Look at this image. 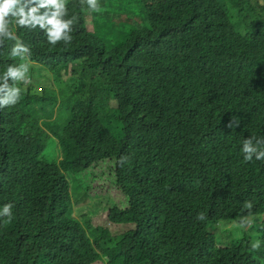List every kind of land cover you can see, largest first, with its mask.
Returning <instances> with one entry per match:
<instances>
[{
  "label": "trees",
  "instance_id": "trees-1",
  "mask_svg": "<svg viewBox=\"0 0 264 264\" xmlns=\"http://www.w3.org/2000/svg\"><path fill=\"white\" fill-rule=\"evenodd\" d=\"M66 3L78 17L69 46L17 32L34 63L20 102L0 110V209L13 205L0 264H264V160L241 152L264 137V1L140 0L136 28L135 12L92 10L110 43L86 4ZM10 49L0 74L20 62ZM104 189L123 194L105 218L70 211ZM231 205L250 217L239 236L218 228L236 218ZM110 221L133 227L113 236Z\"/></svg>",
  "mask_w": 264,
  "mask_h": 264
},
{
  "label": "clouds",
  "instance_id": "clouds-1",
  "mask_svg": "<svg viewBox=\"0 0 264 264\" xmlns=\"http://www.w3.org/2000/svg\"><path fill=\"white\" fill-rule=\"evenodd\" d=\"M80 5H87L89 10H99L98 0H79ZM78 23L76 15L69 16L66 0H0V48L6 42H11L9 57L19 60V63L9 64L6 70L0 74V110L14 107L20 102L26 86L31 83L30 69L34 63L32 60L31 47L24 43L17 34L20 29L28 32L39 30L43 33L47 43L55 47L63 43L65 47L73 41L72 33ZM15 29V30H14ZM24 86V87H22ZM239 121L231 119L226 125L228 128H236ZM241 152L244 162L264 160V137L250 136L242 140ZM125 158H121L123 164ZM244 209L251 210V201H245ZM12 204H5L0 209V219L7 218L6 222L12 220ZM205 213L196 215L197 221H203ZM234 227L241 231L251 227V221L242 216L239 221L234 222ZM261 241L251 242V250L257 251Z\"/></svg>",
  "mask_w": 264,
  "mask_h": 264
},
{
  "label": "rangeland",
  "instance_id": "rangeland-1",
  "mask_svg": "<svg viewBox=\"0 0 264 264\" xmlns=\"http://www.w3.org/2000/svg\"><path fill=\"white\" fill-rule=\"evenodd\" d=\"M105 4H106V6H104ZM85 10H87V14H88L87 15V24H88L89 29L91 31H93V30L99 31L101 33V35H103L105 40L108 41V43L112 42L113 39L107 33V27L108 26L104 23H97L91 17L92 10H89L87 8H85ZM124 12H131V13L135 12V20H133L132 23L135 25V28H136V26H138V27L142 26V23H143L142 20H144V15H143V11H142L141 6H140V0H119L114 5L111 4L109 0H106L102 5H100V8L96 13H97V17H98L97 19L100 20V18L102 16H105V15H111L113 18L117 19V17L119 15H122ZM136 14L140 19L139 18L136 19ZM129 17H130V15H129ZM134 25H133L132 29H134ZM128 28H129V26L126 27V25H123L122 32L120 33L121 37L118 40L119 44L126 41L125 35H122V34L128 33ZM114 44H115V42H114ZM37 76H38V73L35 74V77H37ZM30 80H31V78H30ZM71 183H73V182L71 181ZM83 186H84V183H83ZM74 192L77 194L75 199L76 200L80 199V194L82 192L81 188L76 186ZM101 193H102V195H98L96 198L87 201L84 205H82L81 202L72 201L71 202L72 208L70 211L72 212L73 209H75V213L77 215H81L80 213H82L84 210H86L85 207L87 205H89L94 210V213H97V215H99L100 217L105 218L106 212L109 213V211H110L109 208L113 207L115 205V203L119 204V199H121L123 197V194L116 189L111 190L110 192H106V190L104 189L101 191ZM125 206H126V200L124 198V205L122 207L124 208ZM231 206H232L233 214L236 218H234L233 220H231L229 222L225 221V222H227L226 225H223V222H221L218 225V228H219V226H220V228H222V227L227 228L229 231V234H235V235L239 236V233H242L243 231H248L249 228L241 231L240 229H237L234 227V222L239 221V220L235 214V209H236L235 205H231ZM248 218L250 219V217H248ZM251 219H253V218L251 217ZM262 219H264V215H262ZM99 220H100V218L95 219L96 222H98ZM258 222H259V220L256 221V223H258ZM131 227H133V225H131V224H124V225L118 224L117 225V224H114L112 221H110V232L113 236L120 235L124 231H126L127 228H131ZM251 235L253 236V235H255V233L253 232V233H251ZM224 237H225L224 231H219V239L222 240V239H224ZM102 258H103L102 264H104V263L106 264V258H104V257H102Z\"/></svg>",
  "mask_w": 264,
  "mask_h": 264
}]
</instances>
